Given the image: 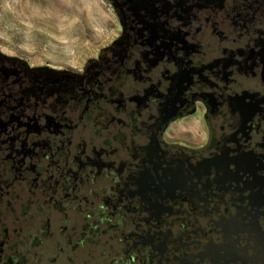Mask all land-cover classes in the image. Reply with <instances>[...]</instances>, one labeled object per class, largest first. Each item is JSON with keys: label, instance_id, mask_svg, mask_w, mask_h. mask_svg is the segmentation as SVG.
<instances>
[{"label": "flooded vegetation", "instance_id": "flooded-vegetation-1", "mask_svg": "<svg viewBox=\"0 0 264 264\" xmlns=\"http://www.w3.org/2000/svg\"><path fill=\"white\" fill-rule=\"evenodd\" d=\"M110 1L78 71L0 46V264H264V0Z\"/></svg>", "mask_w": 264, "mask_h": 264}, {"label": "rangeland", "instance_id": "rangeland-1", "mask_svg": "<svg viewBox=\"0 0 264 264\" xmlns=\"http://www.w3.org/2000/svg\"><path fill=\"white\" fill-rule=\"evenodd\" d=\"M119 33L110 0H0V46L33 66L78 71Z\"/></svg>", "mask_w": 264, "mask_h": 264}, {"label": "water", "instance_id": "water-1", "mask_svg": "<svg viewBox=\"0 0 264 264\" xmlns=\"http://www.w3.org/2000/svg\"><path fill=\"white\" fill-rule=\"evenodd\" d=\"M131 3L132 6L137 8V11L142 10L144 8V3L146 0H127ZM135 8V9H136Z\"/></svg>", "mask_w": 264, "mask_h": 264}, {"label": "crops", "instance_id": "crops-1", "mask_svg": "<svg viewBox=\"0 0 264 264\" xmlns=\"http://www.w3.org/2000/svg\"><path fill=\"white\" fill-rule=\"evenodd\" d=\"M191 129H197V130H199L200 127L198 126V123H193L192 126H191Z\"/></svg>", "mask_w": 264, "mask_h": 264}]
</instances>
